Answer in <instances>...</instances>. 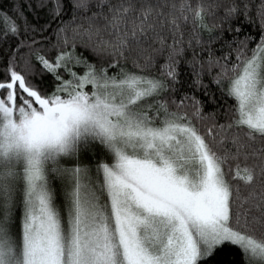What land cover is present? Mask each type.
<instances>
[{
	"label": "snow or ice",
	"instance_id": "6c2138e0",
	"mask_svg": "<svg viewBox=\"0 0 264 264\" xmlns=\"http://www.w3.org/2000/svg\"><path fill=\"white\" fill-rule=\"evenodd\" d=\"M0 264H264V0H0Z\"/></svg>",
	"mask_w": 264,
	"mask_h": 264
}]
</instances>
